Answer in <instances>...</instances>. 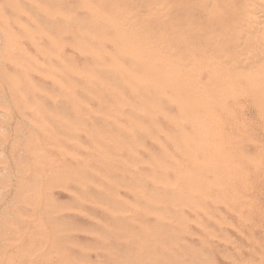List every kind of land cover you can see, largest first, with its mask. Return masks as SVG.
I'll use <instances>...</instances> for the list:
<instances>
[{
    "label": "rangeland",
    "instance_id": "rangeland-1",
    "mask_svg": "<svg viewBox=\"0 0 264 264\" xmlns=\"http://www.w3.org/2000/svg\"><path fill=\"white\" fill-rule=\"evenodd\" d=\"M263 12L0 0V264H264Z\"/></svg>",
    "mask_w": 264,
    "mask_h": 264
},
{
    "label": "bare ground",
    "instance_id": "bare-ground-1",
    "mask_svg": "<svg viewBox=\"0 0 264 264\" xmlns=\"http://www.w3.org/2000/svg\"><path fill=\"white\" fill-rule=\"evenodd\" d=\"M203 1H204V0H203ZM210 1H211V0H210ZM237 1H238V0H237ZM244 1H245V0H244ZM251 1H252V0H251ZM258 2H260V1H256L257 6H259V4H260V3L258 4ZM246 3H247V2H246ZM206 4H207V3H206ZM247 4H248V3H247ZM250 4H251V3H250ZM252 4L254 5L253 2H252ZM248 5H249V4H248ZM205 6H206V5H205ZM257 6L255 5V7H257ZM261 6H262V5H261ZM208 7H209V6H208ZM250 7H251V9H252V6H249V9H250ZM246 8H247V7H246ZM246 8H245V9H246ZM253 8H254V7H253ZM259 8H262V7L259 6ZM245 9H244V10H245ZM247 10H248V8H247ZM247 10H246V11H247ZM254 10H255V9H254ZM234 12H235V11H234ZM258 12H259V11H258ZM248 13H249V12H248ZM253 13H254V12H253ZM263 13H264V12H263ZM243 14H244V13H243ZM251 14H252V11H251ZM255 14H256V13H255ZM246 15H247V14H246ZM253 15H254V14H253ZM253 15H250V16L252 17ZM256 15H257V14H256ZM250 16H249V17H250ZM258 16H259V15H258ZM261 17H263V15H262ZM255 18H257V17H255ZM259 18H260V17H259ZM263 18H264V17H263ZM247 19H248V18H246V20H247ZM249 19H251V18H249ZM251 20H254V19H251ZM255 20H256V19H255ZM224 22H225V21H224ZM255 22H256V21H255ZM262 22H263V21H262ZM249 23H250V22H249ZM258 23L261 24L260 21H259ZM243 24H245V23H243ZM251 25H252V23H251ZM256 26H257V25H256ZM245 27H246V24H245ZM249 27H250V26H249ZM257 28H258V27H257ZM262 28H263V26H262ZM246 29H247V28H246ZM252 29H253V27H252ZM255 29H256V27H255ZM255 29H254V30H255ZM247 30H248V29H247ZM250 30H251V29H250ZM245 31H246V30H245ZM248 31H249V30H248ZM251 31H252V30H251ZM255 33L257 34V33H259V31L257 32V30H256ZM252 34H253V33H252ZM256 34H255V35H256ZM257 36H258V35H257ZM244 37H245V36H244ZM256 53H257V52H256ZM252 56H253V55H252Z\"/></svg>",
    "mask_w": 264,
    "mask_h": 264
}]
</instances>
